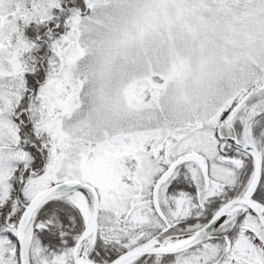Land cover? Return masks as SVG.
<instances>
[{"label": "snow or ice", "instance_id": "obj_1", "mask_svg": "<svg viewBox=\"0 0 264 264\" xmlns=\"http://www.w3.org/2000/svg\"><path fill=\"white\" fill-rule=\"evenodd\" d=\"M0 264H264V0H0Z\"/></svg>", "mask_w": 264, "mask_h": 264}]
</instances>
